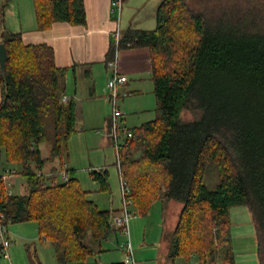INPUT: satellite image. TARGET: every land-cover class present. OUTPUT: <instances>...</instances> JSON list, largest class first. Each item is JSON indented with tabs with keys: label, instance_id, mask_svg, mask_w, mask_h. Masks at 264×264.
<instances>
[{
	"label": "trees",
	"instance_id": "16d2710c",
	"mask_svg": "<svg viewBox=\"0 0 264 264\" xmlns=\"http://www.w3.org/2000/svg\"><path fill=\"white\" fill-rule=\"evenodd\" d=\"M33 2L40 29L87 21L84 0ZM156 22L127 29L107 55L110 61L127 47L151 54L157 116L129 130L120 147L132 205L142 215L159 200L182 203L165 234L168 258L197 256L199 264H237L231 210L246 206L264 264V0H161ZM3 43L0 166L16 172L11 184L0 176V221L7 229L34 221L60 264H87L124 228L79 179L62 178L73 172L65 156L78 130L76 102L63 101L68 69L57 66L51 46L25 44L21 33H7ZM211 166L215 187L208 185ZM91 174L101 190L109 188L108 170ZM18 177L22 193L14 192Z\"/></svg>",
	"mask_w": 264,
	"mask_h": 264
},
{
	"label": "crops",
	"instance_id": "0c3cea01",
	"mask_svg": "<svg viewBox=\"0 0 264 264\" xmlns=\"http://www.w3.org/2000/svg\"><path fill=\"white\" fill-rule=\"evenodd\" d=\"M113 1L84 0L87 15L85 24L74 25L68 22L58 21L54 22L48 29H40L33 0H0V43H3L4 36L7 33H21L25 44L44 43L53 48L57 66L68 69L65 96L76 102L78 129L80 131L84 130V125L80 120L82 100L89 102L90 115L94 118L96 117L93 102H99L97 104L102 111V115H104V121L106 119L105 114L108 109L109 99L106 97L105 90L110 73L106 61L108 52L113 43H115L114 33L119 29L122 36L129 28L146 30L151 28V26L147 28V26L144 27L141 23L137 22L134 18V11H131V9H127L126 11L125 7L122 6L121 10H113ZM157 1L156 12L161 0ZM118 63L120 71L128 76V83L124 86V89L130 92L128 97L121 100L120 103L123 104L131 95L143 94L145 85L148 81L152 80V61L149 48H124L120 50ZM1 100L2 90L0 87V103ZM107 138L109 142L111 140L113 142L110 136ZM65 166L68 169H72L73 172L76 171V168L74 166L72 168L69 167V163L67 162ZM93 170L104 172L107 169L104 167H93L90 169L91 172ZM76 178L81 182L78 176ZM90 197L91 194H89ZM181 208L182 203L180 202L174 200H159L152 204L146 214H142L144 215L146 224L150 226V231L148 230V226H146L142 238H136L135 249L131 242L134 256H138V261L136 260L137 264L175 263L174 260L168 258L169 242L165 238V234L175 228ZM120 209V207L116 208L112 206L111 210H116L114 214L115 220L122 214ZM153 226H156L160 230L158 234H154V229L151 230ZM121 232L126 234L124 230H119L113 237L115 241H119ZM39 240L45 241L41 236ZM13 243L14 241L8 248V251L0 255V257L4 256L11 259L10 249ZM52 246L55 250L53 244ZM106 250L103 246V251ZM161 250L164 251V254L162 253V262L159 261ZM100 253L96 254L95 258ZM122 253V257L118 261L107 262V264H125L127 258L125 246Z\"/></svg>",
	"mask_w": 264,
	"mask_h": 264
},
{
	"label": "rangeland",
	"instance_id": "374dc122",
	"mask_svg": "<svg viewBox=\"0 0 264 264\" xmlns=\"http://www.w3.org/2000/svg\"><path fill=\"white\" fill-rule=\"evenodd\" d=\"M123 1L125 10L131 9V11H134L135 20L141 23L142 26H147V28L151 26L148 30L156 27L155 13L158 4L157 0ZM143 90V94L131 95L126 99L125 103H120L124 117L123 119L119 118L117 122L122 127L128 128V130H133L135 127H139L157 116L156 109L158 103L154 92L153 80L148 81ZM93 103L96 118L90 115L89 102L86 100L81 101L82 113L80 120L84 125V130L80 131L78 129V132H75L68 142V156H65V160L69 163V167L72 168L74 166L76 168V171L71 172V174L69 173V176H78L81 179L83 188L91 191L90 198L101 209L111 210L112 206L122 209L123 195L121 192L120 171L116 164V148L114 142L112 140L109 142L107 138L110 131L108 124L112 119L113 108L108 100V109L106 110V119L104 121V115H102V111L97 104L99 102ZM187 116H190L189 113ZM120 134L123 135V130L120 131ZM42 149L44 154L48 153L47 146H42ZM49 167L47 166L46 170H49ZM93 167H104L108 170L109 188L107 190H101L99 183L94 181L90 171ZM17 182L18 186L14 188V192L22 193L25 191V187L21 186L22 183H25L24 178L18 177ZM217 182V172L211 166L208 175V185L215 187ZM130 209L137 211V208L133 205L130 206ZM231 214L233 221L232 242L237 254V264H259L256 232L252 222L251 211L246 206H235L232 208ZM146 226L148 225L144 220V215L139 214V212L134 214L129 224L130 236L121 232L119 241H115L113 238L115 235H112L107 242H103V246L107 250L96 256L97 260L95 256L92 257L87 264H107V262L118 261L122 257V250L129 239L133 243L134 249L136 248V238H142ZM149 228L150 226H148V230L150 231ZM8 229L14 241L10 249L11 259L1 256L0 264H60L52 243L48 240H39L40 233L36 222H15L9 225ZM152 229H154V234L160 232L156 226H153ZM162 253L164 254V251L161 250L159 260L161 262L163 261ZM135 259L138 261L137 255ZM174 264H199V260L197 256H192L191 258L181 256L175 259Z\"/></svg>",
	"mask_w": 264,
	"mask_h": 264
},
{
	"label": "built area",
	"instance_id": "2783aa9c",
	"mask_svg": "<svg viewBox=\"0 0 264 264\" xmlns=\"http://www.w3.org/2000/svg\"><path fill=\"white\" fill-rule=\"evenodd\" d=\"M123 6V0H114L113 1V10L119 9L121 10ZM115 44L118 46L121 39V33L118 29L114 33ZM118 54L119 51L117 49L115 53L114 59L107 61V67L110 71L109 77L106 84V94L109 99V102L113 108L112 115V128L110 131V136H112L114 145L117 153V166L120 171V182H121V192L123 195V211L122 214L116 218L115 222L119 227H123L124 231L129 235V222L131 217L136 214V211L131 210L130 206L132 205V199L130 197L131 186L127 182V179L122 174V159L120 154V147L127 145V139L132 137V132L128 130L126 127H122L117 120L119 118L123 119L124 113L120 108V101L129 95L127 90H124L123 87L128 82V77L126 74L122 73L119 69L118 63ZM68 97L64 96L63 101H67ZM123 130V135L120 134V131ZM15 169H6L2 170L0 166V176L2 175L5 179H7L8 183L11 184L14 182L13 175L15 173ZM63 180L69 179V174L65 170L62 173ZM12 240L10 239L9 232L7 227L0 221V253L4 254L8 251V248L11 246ZM127 251V258L125 264H137L132 244L130 239L125 244Z\"/></svg>",
	"mask_w": 264,
	"mask_h": 264
},
{
	"label": "water",
	"instance_id": "95a60500",
	"mask_svg": "<svg viewBox=\"0 0 264 264\" xmlns=\"http://www.w3.org/2000/svg\"><path fill=\"white\" fill-rule=\"evenodd\" d=\"M7 59H8L7 48L4 43H0V64L3 71L6 68Z\"/></svg>",
	"mask_w": 264,
	"mask_h": 264
}]
</instances>
